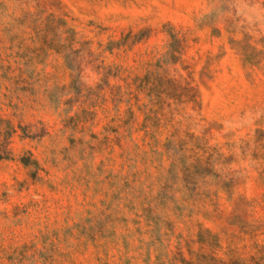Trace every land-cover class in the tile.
<instances>
[{"label": "rangeland", "instance_id": "1", "mask_svg": "<svg viewBox=\"0 0 264 264\" xmlns=\"http://www.w3.org/2000/svg\"><path fill=\"white\" fill-rule=\"evenodd\" d=\"M0 264H264V0H0Z\"/></svg>", "mask_w": 264, "mask_h": 264}]
</instances>
